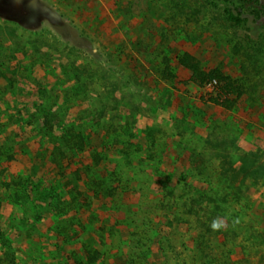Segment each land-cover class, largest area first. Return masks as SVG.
Segmentation results:
<instances>
[{"label":"rangeland","instance_id":"rangeland-1","mask_svg":"<svg viewBox=\"0 0 264 264\" xmlns=\"http://www.w3.org/2000/svg\"><path fill=\"white\" fill-rule=\"evenodd\" d=\"M227 7L0 0V145L14 138L26 153L0 177L12 187L0 190V264H264V0L241 26L226 20ZM185 52L203 70L245 80L246 94L216 104L218 83L192 82L179 64ZM167 65L175 77L163 75ZM49 110L69 127L87 123L82 178L69 169L59 207L17 200L27 178L54 179V143L41 137ZM41 146L46 158L35 164ZM246 155L255 164L233 180L228 169ZM205 157L208 168L195 169ZM68 219L83 225L63 227Z\"/></svg>","mask_w":264,"mask_h":264},{"label":"trees","instance_id":"trees-1","mask_svg":"<svg viewBox=\"0 0 264 264\" xmlns=\"http://www.w3.org/2000/svg\"><path fill=\"white\" fill-rule=\"evenodd\" d=\"M223 1H225L226 3H230L234 6V8L227 7L224 12L226 20H228L234 26H241L246 22L247 19L244 17V11L249 5L255 6L253 13L257 14L258 17L262 14V12L257 8L259 5V0H223ZM179 64L185 67L186 69L192 71L191 81L196 84L204 85L206 83H212L214 81L218 83L217 95L213 99L216 104L230 108L235 105V102H237L238 99H240L246 94L245 87L246 86L248 87V85L246 84L245 80L234 79L232 76H230L220 68H216L211 71L203 70L200 67V62L191 53L188 52L183 53L179 57ZM163 72H164L163 73L164 76L175 77V73L173 72V69L170 67V65H167L165 71ZM41 117L43 118L45 125L47 126V132H50L49 135L41 134V137L42 138L48 137V139H50L51 142L54 143V147L50 152V156H51L50 158L55 165L52 168L50 166H47V170L48 169L50 170V177L54 179L50 184H47L46 181L44 182L43 180H40L41 183L39 184V183H34L35 181L33 177L31 178L33 180L27 178L26 180L27 184L25 183L20 188V192L22 193L23 197H20L19 199L17 198V200H20L21 198L24 197L26 199L32 198V200L40 198L50 207H59L60 205L59 197L61 195V192L67 189V186L69 184L68 181H65L69 169L72 172L74 170V174L78 178V180H81L82 178L83 166H82L81 157L85 152L84 144L86 141V137H85L86 130L84 126L87 123L86 121L85 122L81 121L76 126V128L73 125L69 127L66 121L63 119L64 117L62 116V114L54 110H49V112H43L41 114ZM15 121L18 123L19 119H15ZM82 122L84 125L82 124ZM221 124L219 125L218 127L219 129L216 133L223 136L222 131L227 130V128H223L222 126L224 124L222 125ZM12 130H16V132H20L21 124H18L17 129H12ZM59 131H61V134L58 133ZM212 131H215V129L212 128ZM54 132L57 133H55L54 135ZM7 133H9V130ZM239 138L237 137V141H235L236 143L234 142L235 146L238 144ZM12 140H13L12 144L8 143V144L0 145V168L2 167L3 170V171L0 170V177L3 176V172L6 171L5 167L8 162L22 158L24 154H26L25 150L22 147H20L21 145H24L23 141L20 142L19 140L18 142L14 143V138ZM114 140H116V137L114 136L109 137V139L106 140L105 144L103 141L102 148L95 147L96 153L94 154V157L95 158L98 157L102 159V157L104 156L102 150H105V148L107 147L112 148V144ZM151 142L153 145L151 150H153L155 146V141L152 140ZM104 146L105 148H103ZM46 151L47 150L43 149V146H41L39 148L38 157L36 158L32 157L33 163L42 164L44 162V159L46 158L45 155ZM205 158H203L204 160L202 161L203 163L202 166L200 165L201 167H199L198 161L193 159L195 169L202 171L208 168V166L207 167L204 166L206 162H209L208 159ZM251 158L252 157H249V155L248 156L246 155L245 157L241 158L242 161L240 165H238L235 168L233 167L231 169H228L229 174L233 180H235L240 173L246 172L250 168V166L255 164V161H253ZM35 164L33 166H35ZM222 166H224V164H222ZM60 178L64 181L62 180L59 181ZM33 183L37 185H32L31 187H27L28 184H33ZM7 188H12V187L8 183H2L0 181V190L1 189L4 190ZM79 195L83 196V193H79ZM76 199L77 201H81V202L85 201L84 196L81 198L77 196ZM207 199H212L211 195H209ZM22 201L25 202L23 199ZM79 221L80 219L77 220L68 219L62 221L61 223H64L63 224L64 226L62 225L63 227H67L72 224L80 225L81 222ZM82 225L83 224H81L80 226ZM96 253L97 250H95L94 253L92 254L91 260L95 259ZM5 255L9 256L10 253L6 252ZM126 264H128V262ZM129 264H133V263L129 262Z\"/></svg>","mask_w":264,"mask_h":264},{"label":"built area","instance_id":"built-area-1","mask_svg":"<svg viewBox=\"0 0 264 264\" xmlns=\"http://www.w3.org/2000/svg\"><path fill=\"white\" fill-rule=\"evenodd\" d=\"M214 82H216V81H214ZM211 84H213V82Z\"/></svg>","mask_w":264,"mask_h":264}]
</instances>
